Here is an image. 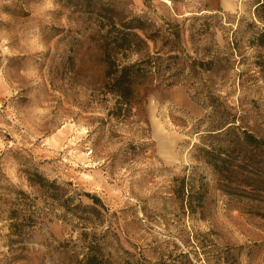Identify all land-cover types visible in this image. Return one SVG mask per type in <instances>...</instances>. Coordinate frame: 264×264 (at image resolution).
I'll return each instance as SVG.
<instances>
[{
    "label": "rangeland",
    "instance_id": "obj_1",
    "mask_svg": "<svg viewBox=\"0 0 264 264\" xmlns=\"http://www.w3.org/2000/svg\"><path fill=\"white\" fill-rule=\"evenodd\" d=\"M259 1L116 0L181 33L178 82L141 80L116 118L78 0H0V264H82L89 244L104 264H264ZM34 169L87 212L49 202ZM19 191L35 219L21 240L6 220Z\"/></svg>",
    "mask_w": 264,
    "mask_h": 264
},
{
    "label": "trees",
    "instance_id": "obj_2",
    "mask_svg": "<svg viewBox=\"0 0 264 264\" xmlns=\"http://www.w3.org/2000/svg\"><path fill=\"white\" fill-rule=\"evenodd\" d=\"M115 1L78 0V4L85 9L95 27L101 60L104 64V89L112 96L114 102L110 115L118 118L127 116L135 99V88L141 80L159 76L160 85L166 86L178 82L180 56L176 54L178 49L175 46H179L181 42V33L178 24L165 22L164 27H156L146 16L135 15L131 12L125 15L123 10L117 7ZM258 3L256 14L264 23V0ZM259 37H264V32H261ZM259 42L262 43V40ZM163 53L167 55L166 59L174 61L164 65V58L161 56ZM210 65L211 60L207 62L193 60L190 68L191 71L197 67L208 70ZM170 70L172 73L164 78ZM229 123L234 124V121ZM225 127V124L220 126L214 130L219 132L210 135L218 136L222 131H229L230 126ZM245 134L251 139L249 134ZM214 164L216 166V163ZM27 180L45 193L49 202H57L65 213L87 212V207H83L80 203L73 205L70 202L73 196L64 195L65 190L57 184L56 180L46 179L37 169H34L31 174L28 173ZM16 194L21 195V198L14 199L6 220H8V235L21 240L24 230L34 225L35 219L29 206L24 203L28 196L22 191ZM84 195L93 203L101 204L96 196L89 193H84ZM91 210L96 212L93 208ZM81 263L104 264L97 244H89L86 247Z\"/></svg>",
    "mask_w": 264,
    "mask_h": 264
},
{
    "label": "clouds",
    "instance_id": "obj_3",
    "mask_svg": "<svg viewBox=\"0 0 264 264\" xmlns=\"http://www.w3.org/2000/svg\"><path fill=\"white\" fill-rule=\"evenodd\" d=\"M45 7H47V8H54V7H56V5L53 3V0H46Z\"/></svg>",
    "mask_w": 264,
    "mask_h": 264
}]
</instances>
